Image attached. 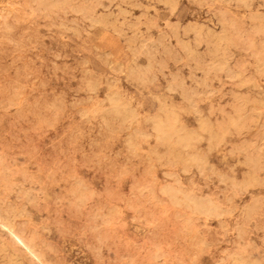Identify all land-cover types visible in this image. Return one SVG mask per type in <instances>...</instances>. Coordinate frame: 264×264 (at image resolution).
Returning a JSON list of instances; mask_svg holds the SVG:
<instances>
[{"label": "rangeland", "instance_id": "374dc122", "mask_svg": "<svg viewBox=\"0 0 264 264\" xmlns=\"http://www.w3.org/2000/svg\"><path fill=\"white\" fill-rule=\"evenodd\" d=\"M172 1L0 0V264H264V0Z\"/></svg>", "mask_w": 264, "mask_h": 264}, {"label": "bare ground", "instance_id": "6f19581e", "mask_svg": "<svg viewBox=\"0 0 264 264\" xmlns=\"http://www.w3.org/2000/svg\"><path fill=\"white\" fill-rule=\"evenodd\" d=\"M171 2H173L172 0H169ZM232 2V1H231ZM71 6V5H70ZM237 27V26H236ZM108 42H110L108 40ZM107 42V43H108ZM106 43V44H107ZM114 43V42H113ZM109 44V43H108ZM107 44V45H108ZM112 45V44H111ZM113 46V45H112ZM223 47V46H222ZM109 102V101H108ZM208 131V130H207ZM256 132V131H255ZM235 148V147H234ZM2 174V173H1ZM232 186V185H231ZM0 225L1 227H4L8 230L9 234H11L13 237H16V239H18V241L23 245L24 249L19 247V245L17 244V242L14 240V238L12 237V239L14 240V243L18 246V248L23 251L27 256L33 255L34 257H36L37 259L41 260L42 259V254L38 251L36 245L34 244V242L27 240L25 237H23L15 228V226H13L12 224H10L7 221H3L0 220ZM45 262V261H44Z\"/></svg>", "mask_w": 264, "mask_h": 264}]
</instances>
